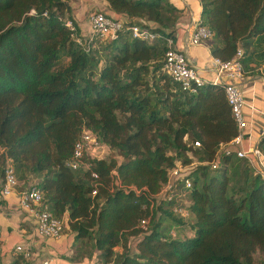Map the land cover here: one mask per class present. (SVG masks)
<instances>
[{"label":"trees","instance_id":"1","mask_svg":"<svg viewBox=\"0 0 264 264\" xmlns=\"http://www.w3.org/2000/svg\"><path fill=\"white\" fill-rule=\"evenodd\" d=\"M104 1L123 27L87 51L65 25L79 35L69 0H0V178L10 164L18 190L37 179L43 205L73 234L69 261L254 264L264 256V174L235 155L210 166L237 125L223 85L183 89L163 70L181 9ZM198 1L211 55L227 61L241 49L244 72L264 73V0ZM133 24L161 36L132 38ZM84 130L114 156H84L88 167L74 170L66 163ZM177 165L171 197L159 196Z\"/></svg>","mask_w":264,"mask_h":264},{"label":"built area","instance_id":"2","mask_svg":"<svg viewBox=\"0 0 264 264\" xmlns=\"http://www.w3.org/2000/svg\"><path fill=\"white\" fill-rule=\"evenodd\" d=\"M89 32L85 37H81L80 34L76 35V29L70 19L65 20V25L74 33V39L78 44H81L85 50H89L92 44L98 39L112 40L117 36L118 31L123 27V22L112 16H107L101 10H93L88 16ZM195 24V29L189 36V42L191 44L198 45L202 41H207L211 36V32L205 27H198ZM150 26L131 25L130 32L132 38H139L147 42H152L160 38L161 34L153 32ZM167 50L163 62V70L174 81L179 83L183 89L194 90L196 86H201L206 82L213 84L223 85L225 96L229 106L231 107L232 114L235 118L237 125V134L221 149L217 152L215 160L210 163V166L215 168L219 166L222 156L235 155L239 158H244L251 165L252 159L246 151L240 149L243 130L245 128V121L243 118V107L245 100L241 94V91L232 79L241 77L244 73L243 65L240 61L242 57V50L238 49L235 56L227 61H221L218 58H214L215 65L217 66L216 75L213 79L205 80L198 74V71L193 67L184 53L178 49L175 45V40L172 37L166 38ZM227 77L224 80L223 77ZM195 146H199V142H195ZM107 149L100 141H98L93 134L84 130L80 135V138L74 145L71 158L66 163L70 168L77 170L81 168H87L88 164L84 159V156L93 158L94 155L100 153L101 150ZM180 165L172 168L168 173V181L159 194L161 197H171L170 189L175 185ZM261 173V172H258ZM263 174V173H261ZM93 177H96L95 173H92ZM180 180V179H179ZM183 180V186L185 189L191 187V179L185 178ZM19 182L16 179L13 166L7 164L4 169V173L0 178V204H2L13 193L17 194V207L32 214L36 219V234L43 239L59 238L63 233V221L58 219L46 209L42 203L41 191L37 184L27 183L21 190H18ZM95 190L92 194H95ZM173 211L183 217L188 216V211L184 207L175 206ZM148 221L146 219L141 220L139 228L142 231H146ZM2 238V230L0 228V243ZM31 246L26 241H22L16 244L12 250L14 255H20L24 260L29 261L30 264H34L35 257ZM0 261L2 264H14L12 260H4L0 252ZM38 264H48L47 260H41Z\"/></svg>","mask_w":264,"mask_h":264},{"label":"crops","instance_id":"3","mask_svg":"<svg viewBox=\"0 0 264 264\" xmlns=\"http://www.w3.org/2000/svg\"><path fill=\"white\" fill-rule=\"evenodd\" d=\"M181 9V14L175 27V45L181 50L189 63L195 67L198 74L205 80L213 79L217 66L211 55L208 42L202 41L195 45L189 42V36L195 29L200 15L198 0H169ZM71 14L76 20L81 37H85L90 28L88 16L93 10H105L104 0H69ZM81 17L83 19H81ZM227 80V77H223ZM237 83L245 100L243 118L245 128L240 149L247 152L252 159L251 167L255 172L264 174V73L258 70L244 72L241 77L232 79ZM0 228L2 240L0 252L4 260H12L14 246L22 241L30 244L34 253V264L47 260L48 264H67L65 257L72 254L73 237L67 235L71 242L65 239V233L59 238L43 239L36 234V219L27 211L17 207V194L13 193L0 204ZM70 232V231H68ZM96 256L83 261L69 264H95Z\"/></svg>","mask_w":264,"mask_h":264},{"label":"rangeland","instance_id":"4","mask_svg":"<svg viewBox=\"0 0 264 264\" xmlns=\"http://www.w3.org/2000/svg\"><path fill=\"white\" fill-rule=\"evenodd\" d=\"M81 19H83L82 17H81ZM101 41V39H98L97 40V46H99L102 42H100ZM259 69V71H261L262 72V68L261 67H258ZM112 156H114V153L112 152H109L107 149H105V150H101L100 151V153L99 154H97V155H94L93 156V158H109V157H112ZM17 178H18V176H17ZM18 181H20V182H22V180H20L19 178H18ZM27 182H29V183H35V182H37V179H34V178H30ZM27 182H26V184H27ZM21 184V183H20ZM65 233H67V234H65ZM69 233H71V232H68V231H66V232H63L62 233V235H66L65 236V239H67V240H69V238H67V235L70 237V239H72V237H73V235H72V237H71V235H69ZM61 235V236H62ZM60 236V237H61ZM70 242H71V240H69ZM128 245L130 246V247H132L133 245H134V243H133V239L131 238L130 239V241H129V243H128ZM121 250H122V248H121V246H117L116 248H115V251L116 252H121ZM71 252H72V254H73V249L71 250ZM72 254H70L69 256H72ZM69 256H67V257H69ZM85 259V258H84ZM64 261H65V263H67V264H69L70 263V261L68 260V259H64ZM81 261V260H80ZM82 261H83V259H82ZM254 264H264V256L259 252V251H256L255 253H254Z\"/></svg>","mask_w":264,"mask_h":264}]
</instances>
